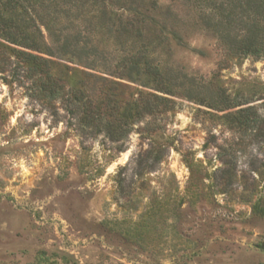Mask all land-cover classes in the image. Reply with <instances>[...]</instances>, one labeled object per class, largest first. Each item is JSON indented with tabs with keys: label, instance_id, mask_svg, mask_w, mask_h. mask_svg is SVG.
<instances>
[{
	"label": "rangeland",
	"instance_id": "rangeland-1",
	"mask_svg": "<svg viewBox=\"0 0 264 264\" xmlns=\"http://www.w3.org/2000/svg\"><path fill=\"white\" fill-rule=\"evenodd\" d=\"M28 2L41 50L0 34V264H264V57L218 0Z\"/></svg>",
	"mask_w": 264,
	"mask_h": 264
},
{
	"label": "trees",
	"instance_id": "trees-1",
	"mask_svg": "<svg viewBox=\"0 0 264 264\" xmlns=\"http://www.w3.org/2000/svg\"><path fill=\"white\" fill-rule=\"evenodd\" d=\"M70 1L72 0H46L49 5L45 8L50 9L51 6L56 10L57 5L65 6L71 3ZM24 2L27 3L28 0H6L1 4L3 13L0 12V34L11 43L21 44L32 51H38L41 50L40 39L42 38L39 27L36 25L38 17L34 14H27ZM212 4L217 10L226 11L227 14L222 15V19L217 23L209 24L220 28L221 39L232 48L234 54L264 57V0H218L217 3ZM18 9H21L27 16L26 26H23L26 19L20 20L23 21L22 28L12 17ZM31 12H35L34 9L31 8ZM236 30L239 33L233 35L232 32ZM28 58L31 62L39 59L34 55H28Z\"/></svg>",
	"mask_w": 264,
	"mask_h": 264
},
{
	"label": "water",
	"instance_id": "water-1",
	"mask_svg": "<svg viewBox=\"0 0 264 264\" xmlns=\"http://www.w3.org/2000/svg\"><path fill=\"white\" fill-rule=\"evenodd\" d=\"M261 248L264 250V243H263V244H261Z\"/></svg>",
	"mask_w": 264,
	"mask_h": 264
}]
</instances>
